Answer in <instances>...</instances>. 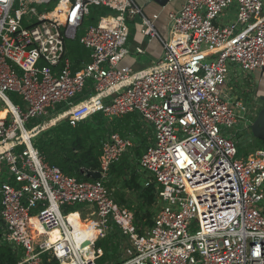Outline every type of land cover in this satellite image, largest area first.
Instances as JSON below:
<instances>
[{
	"label": "built area",
	"instance_id": "1",
	"mask_svg": "<svg viewBox=\"0 0 264 264\" xmlns=\"http://www.w3.org/2000/svg\"><path fill=\"white\" fill-rule=\"evenodd\" d=\"M232 7L236 18L221 22ZM136 15L163 43L146 71L122 63ZM157 18L137 0H0V101L9 114L0 119L1 239L17 264H97L96 243L112 231L128 252L120 264H264V149H238L241 124L250 132L262 100L251 87L248 105L229 84L230 64L264 69V0H185L169 13L165 38ZM69 39L87 50L76 69ZM133 113L152 130L136 167L157 197L143 229L107 184L112 164L138 143L112 122ZM95 118L101 178L80 180L46 161L38 134ZM76 204L93 208L85 223L70 218Z\"/></svg>",
	"mask_w": 264,
	"mask_h": 264
},
{
	"label": "trees",
	"instance_id": "2",
	"mask_svg": "<svg viewBox=\"0 0 264 264\" xmlns=\"http://www.w3.org/2000/svg\"><path fill=\"white\" fill-rule=\"evenodd\" d=\"M99 9H95L91 15L84 21V26L94 24L96 22L97 13ZM68 55L74 62V69L79 67L82 60L87 59V50L82 46L78 40L67 41ZM18 98V99H17ZM15 102L20 101L17 95L13 96ZM3 109L0 110V119H7L9 117L7 107L3 102ZM97 118V117H96ZM80 122L76 126L70 125L66 121H62L57 125L51 127L48 131L42 133L40 139L36 140V145L39 148L46 161L52 165L60 167V169L69 176L77 177L80 180L93 179L85 174V171L98 170L100 166L99 156L100 141L103 136V129L98 119ZM117 119H115L116 121ZM103 123L102 120H99ZM37 123V121H33ZM32 122V125H33ZM123 123L114 124V128L124 132ZM251 132V130H250ZM257 144L254 148L264 149V139L255 138ZM239 146V143H238ZM252 149V150H253ZM250 151V150H249ZM248 152V151H247ZM245 152V153H247ZM239 153V154H245ZM129 165L125 158L112 164L110 169L111 182L107 183L111 188L118 179H123L125 185L135 190L140 194L141 206L128 205L123 203L117 191H114L115 199L122 205H126L135 210L137 222L141 220V216L145 218L141 221L142 229L145 226L153 224L154 205L156 202V189L152 184L145 187L139 182V172L135 167L131 179L126 180ZM82 204H76L67 209V211H76L77 207ZM2 225L0 223V264H17L19 256L14 252L13 247L9 243L2 242ZM41 238V237H40ZM97 247L103 248V255L97 259V264H120L125 258L112 262L116 258V251L119 252L121 246V237L118 233L113 231L104 238H101L96 243ZM121 252V250H120ZM120 256V255H119ZM50 264H59L57 259H53Z\"/></svg>",
	"mask_w": 264,
	"mask_h": 264
},
{
	"label": "crops",
	"instance_id": "3",
	"mask_svg": "<svg viewBox=\"0 0 264 264\" xmlns=\"http://www.w3.org/2000/svg\"><path fill=\"white\" fill-rule=\"evenodd\" d=\"M185 0H166L161 3L158 0H137L138 4L142 7L143 13L152 18L154 15H158L155 21V26L162 37H166L169 31V13L171 11L178 10ZM236 18V8L232 7L226 11V13L220 17L221 22H230ZM130 35L126 43V48L129 51L126 57L123 59V65L133 67L137 71H146L151 69L163 53V43L159 37H151L145 31V26L142 23V16L136 15L129 20ZM258 94H264V69L258 70ZM260 80V81H259ZM123 123L124 132H133L136 135L135 139H138L136 146L128 152L123 158L127 160L130 168L126 174V180L131 179L133 172L135 173V167H137V160L143 148L149 143L152 137V130L144 122L138 114L133 113L126 115L121 119L114 120L113 126L118 123ZM251 151V150H250ZM249 152V151H248ZM111 178L108 180V183ZM113 191H117L120 195L122 202L128 205L137 206L140 200V194L124 184L123 179H118L113 187ZM71 214L72 221L81 216L82 220H87V214L93 212L92 207L81 205L77 207L76 211ZM86 217V218H85ZM85 220V221H86ZM86 226V225H85ZM88 235L92 232L95 234L94 229H89Z\"/></svg>",
	"mask_w": 264,
	"mask_h": 264
},
{
	"label": "rangeland",
	"instance_id": "4",
	"mask_svg": "<svg viewBox=\"0 0 264 264\" xmlns=\"http://www.w3.org/2000/svg\"><path fill=\"white\" fill-rule=\"evenodd\" d=\"M229 84L231 86H233V88L235 89V91L238 94L244 95L245 100L247 101L248 105L253 103V93H250L251 87H254V88L257 87L255 92L257 95H259L258 94V85H259L258 73L257 72H251L249 74H246L243 71V69L237 64H230V82H229ZM256 104H259L258 108L264 107L263 101H260L259 103H256ZM1 109H3V105L0 101V110ZM247 116L250 119L253 118V115L250 113L249 114L247 113ZM33 124H34V122H33ZM28 126H32V123L28 124ZM242 128H243V124H241V128L239 130L240 132L238 135L239 153H245L249 150H252L255 147L254 144H257V141L253 137L252 133L251 132L247 133L246 130H244V129L242 130ZM49 129H51V128L46 127L40 134H38L36 140L38 138L40 139V136L42 135V133L48 131ZM139 204L141 206L140 202H139ZM141 217L142 218H141L140 222L139 221L137 222V224H139L140 226H141V221L145 218L144 214ZM70 218H71V215H70ZM71 220H72V218H71ZM85 220L86 219H83L84 223H85ZM120 250H121V252H120ZM115 253H116V256H115L116 258H114L112 260V262H116L117 260H121L122 258L124 259L128 256V252L126 251V247H124V248L120 247L119 252L116 251Z\"/></svg>",
	"mask_w": 264,
	"mask_h": 264
},
{
	"label": "water",
	"instance_id": "5",
	"mask_svg": "<svg viewBox=\"0 0 264 264\" xmlns=\"http://www.w3.org/2000/svg\"><path fill=\"white\" fill-rule=\"evenodd\" d=\"M161 3L166 2V0H158ZM262 101H264V94L260 95ZM250 130L254 138L264 139V107H262L257 115L255 116L253 122L250 125ZM85 174L93 179L101 178V173L98 170H86Z\"/></svg>",
	"mask_w": 264,
	"mask_h": 264
},
{
	"label": "bare ground",
	"instance_id": "6",
	"mask_svg": "<svg viewBox=\"0 0 264 264\" xmlns=\"http://www.w3.org/2000/svg\"><path fill=\"white\" fill-rule=\"evenodd\" d=\"M58 119V118H57ZM57 119H55V120H57ZM194 182L195 183H198L199 181H198V179H195L194 180ZM35 235H36V233H35ZM49 237L51 238V240H56L57 238H58V235L56 234V233H51L50 235H49ZM37 239H40V237H37Z\"/></svg>",
	"mask_w": 264,
	"mask_h": 264
}]
</instances>
